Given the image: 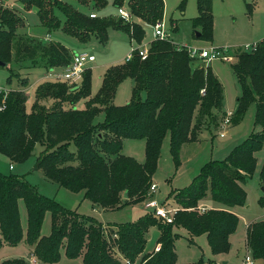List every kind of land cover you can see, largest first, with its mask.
Masks as SVG:
<instances>
[{"label": "trees", "instance_id": "1", "mask_svg": "<svg viewBox=\"0 0 264 264\" xmlns=\"http://www.w3.org/2000/svg\"><path fill=\"white\" fill-rule=\"evenodd\" d=\"M0 0V60L7 65L30 61L31 67L46 69L67 66L73 52L60 41L46 43L17 36L25 19L4 6ZM25 9H37L40 23L49 31L61 28L81 42L95 36L106 43L109 30H124L136 44L147 38L148 25L165 14L164 0H76L100 11L110 3L117 9L128 8L131 22L120 17H91L74 7L69 0H19ZM186 0L180 8L184 10ZM251 3L247 4L251 11ZM199 14L192 19L201 40L213 39V0H197ZM61 12L64 18L57 12ZM232 68L241 87L232 116L240 122L255 104V125L262 131L252 132L224 160H211L187 187L173 194L178 210L173 222H166L147 212L138 220L104 226L93 217L63 208L54 199L41 194L18 175L0 173V247L19 244L24 237L19 201L27 207V243L30 255L42 264H56L62 252L70 258H82V264H175V242L183 228L191 242L206 235L214 254L227 253L230 237L239 226L238 215L230 208L245 205L243 184L257 169L256 153L264 146V38L251 51H237ZM186 45L168 39H152L143 59L138 51L119 64L111 65L103 75L102 86L92 96V73L88 68L82 81L69 85L63 81L40 83L28 110L25 89L0 91V154L11 161L24 162L42 146L36 157L35 170L72 192L84 196L104 210L118 209L143 202L153 185L165 137L170 135L171 153L180 164L182 146L196 140L200 130L225 118L224 86L212 67L193 66ZM13 73L8 77L12 82ZM127 78L134 81L131 100L117 105L118 86ZM22 79V86L28 84ZM204 89V92L202 90ZM86 98V107L78 102ZM104 112V119L96 117ZM124 139L145 140V160L122 152ZM33 151L35 153L33 154ZM264 188V162L260 172ZM127 193V196H125ZM210 196L225 208L202 209L200 201ZM264 203V196L261 197ZM51 211L52 232L42 236L45 215ZM159 230V249L146 252L150 229ZM246 242L253 257L264 264V219L247 226ZM0 264H29L25 258H13Z\"/></svg>", "mask_w": 264, "mask_h": 264}, {"label": "rangeland", "instance_id": "2", "mask_svg": "<svg viewBox=\"0 0 264 264\" xmlns=\"http://www.w3.org/2000/svg\"><path fill=\"white\" fill-rule=\"evenodd\" d=\"M74 7L87 13L92 12L91 5H85L76 0H69ZM164 18L171 26V40L181 44L189 45L198 49L211 47H227L233 54L238 50H243V45H253L264 37V0H213L214 30L211 41L198 39L195 35L199 28H195L192 19L199 12L197 0H186L184 10L180 8L182 0H164ZM4 6L9 5L11 10L20 14L25 19V26L17 31V36L31 38L34 41L44 42L54 40L66 45L72 52L87 51L94 54L96 60L88 67L92 75V96H96L102 86L103 75L106 70L115 64L126 60L131 49L137 44L131 41L129 33L124 30L110 29L109 38L106 43H101L92 36L88 42H81L76 37L67 34L61 28L49 31L40 23L36 8L27 10L19 0H4ZM252 3L253 11L247 7ZM99 14L118 18L117 9L110 3L109 7L97 11ZM64 18L61 12H57ZM147 29V40H150L153 29ZM200 32V31H199ZM252 47L245 51H251ZM235 58L231 62L213 60L208 62L206 59L196 57L193 60L194 67H212L214 74L219 78L224 86V111L233 112L237 106V97L241 94V87L233 71L232 65L237 61ZM63 73V67L46 69L43 66L31 67L30 61L17 62L14 59L6 66H0V86L4 89L23 88L27 92L28 110L31 108L37 86L50 80L46 77L49 71ZM13 73L12 82L8 83V77ZM22 79L28 82L22 86ZM134 81L127 78L118 86L114 103L117 105L127 104L132 97ZM86 98L78 102V107H86ZM256 106L252 104L247 110L243 119L234 123L231 117L230 124L220 122L219 127L211 125L200 130L196 140L185 143L180 152V164L177 165L172 153L170 135L168 134L163 142L161 156L158 161L156 173L153 176V184L157 185V193L154 198L167 210H178L175 204L174 192L187 187L193 179L201 172L202 167L211 160H224L233 149L245 141L252 132L262 131L261 126L255 125ZM233 116V114H232ZM104 119V112L96 117V122ZM224 120V119H223ZM224 132L222 136L221 133ZM43 147L39 146L36 155H32L24 162L11 161L7 156L0 154V173L4 175L15 174L32 184L41 194L54 199L63 208L76 211L78 214L93 217L100 221L104 226L110 224L127 223L138 220L148 212L145 207V200L141 203L130 204L118 209L101 211L94 209L93 203L86 199L84 191L72 192L65 187L59 186L56 182L47 178L41 170H35L37 155ZM122 152L135 158L138 162L145 160V140L144 139H124ZM257 169L252 177H249L243 184L247 198L245 205L235 206V213L240 219L237 231L231 236V247L227 253L214 254L211 251L206 235L194 238L191 242L188 233L180 231L183 236L176 239L175 247L178 255L175 264H242L243 258L249 248L246 242L247 224L253 221L264 219V203L261 197L264 190L261 182L260 172L264 162V146L256 153ZM13 165V168H10ZM150 197V192L147 198ZM146 198V199H147ZM206 199V198H205ZM210 199V198H209ZM212 200V199H211ZM216 205H222L213 200ZM21 224L24 229V237L17 245L3 244L0 247V263L7 259L25 258L29 264L32 259H37L30 255L29 244L27 243L28 214L25 201H19ZM176 212H172L174 215ZM52 213L48 211L45 215L41 234L49 236L52 232ZM159 230L156 226L150 229L151 238L147 242V250H152L157 242ZM39 263L41 261L37 259ZM42 264V263H41ZM56 264H82L80 258L70 259L64 252L60 261ZM262 264V261H257Z\"/></svg>", "mask_w": 264, "mask_h": 264}, {"label": "built area", "instance_id": "3", "mask_svg": "<svg viewBox=\"0 0 264 264\" xmlns=\"http://www.w3.org/2000/svg\"><path fill=\"white\" fill-rule=\"evenodd\" d=\"M97 12L93 10L90 12L91 17H96ZM117 14L118 17L124 20V22H131L132 21V14L128 8L125 6H121L117 8ZM153 29L152 31V38L150 40H147L145 38L141 43H138L134 48L131 49L130 53L127 55L126 60L130 59L133 56V51H138L139 55L145 59L149 52V45L150 41L152 39H168L171 40L172 31L171 26L167 23L165 18L158 20L153 25H148ZM131 41L136 42L134 38L131 39ZM173 41V40H172ZM185 45V44H184ZM188 48V52L191 56V58L195 59L196 57H200L203 59H206L208 62H211L213 60H221L225 62H231L235 58H237V54H232L230 52V49L227 47H211L209 49L203 48L198 49L195 47H191L189 45H186ZM246 47H243L241 51L247 50V48L252 47V50H254L257 47V43H254L253 45H243ZM240 51V50H239ZM96 60V57L94 54H91L87 51L82 52H73L71 62L63 67L64 72L59 73L56 71H49L46 74V77L53 81H63L68 83L69 85H76L82 81L83 74L86 69H88L89 65ZM235 63V62H234ZM55 69V68H53ZM6 90L3 87L0 86V91ZM204 92V89L202 90ZM229 115L224 118L223 124H230L231 123V117L233 112H229ZM221 135H224V132L221 133ZM10 168H13V165H10ZM150 197L145 199V207L148 209V212L153 213L157 217L163 219L166 222H173L174 215H172V212H176V210H167L163 204H160L156 198H154V194L157 193V185L153 184L150 187ZM159 249V247L157 248ZM34 257V256H33ZM32 264H41L37 259L31 260ZM124 264H137L129 259H124ZM242 264H257V260L253 257L251 251L247 252L246 255L243 258Z\"/></svg>", "mask_w": 264, "mask_h": 264}, {"label": "crops", "instance_id": "4", "mask_svg": "<svg viewBox=\"0 0 264 264\" xmlns=\"http://www.w3.org/2000/svg\"><path fill=\"white\" fill-rule=\"evenodd\" d=\"M250 4V3H249ZM252 4V3H251ZM108 7H109V5H108ZM253 8H254V6H253V4L251 5V9H252V11H253ZM87 13H89V12H87ZM107 14H110V13H107ZM106 13H104V15H107ZM101 15V14H100ZM165 17V16H164ZM147 36H148V34H147ZM264 38V37H263ZM258 161V160H257ZM14 169V168H13ZM264 190V189H263ZM210 198V199H209ZM176 204V203H175ZM221 204V203H220ZM177 205V204H176ZM93 207H94V209H97V208H99V209H101V211H104V209L103 208H101V207H99V206H97V205H94L93 204ZM200 207L202 208V209H209V208H225V206L222 204V205H216V204H214L213 203V200H211V197L210 196H208V197H206V199H203V200H201L200 201ZM233 212H235V207H232V208H230ZM261 220V219H260ZM249 224H247V226H248ZM179 231H184L185 229H183V228H180V229H178ZM181 231V232H182ZM186 231V230H185ZM150 233V232H149ZM233 235V234H232ZM231 235V236H232ZM158 237H159V233H158V236H157V239H158ZM198 237V236H197ZM149 238H151V234H149L148 235V239ZM231 238V237H230ZM159 247V244L156 242V244H155V246H154V248L152 249V250H147V247H146V252H151V251H153V250H157V248ZM32 246H29V250H30V253H31V251H32ZM81 259V261H82V258H80Z\"/></svg>", "mask_w": 264, "mask_h": 264}, {"label": "water", "instance_id": "5", "mask_svg": "<svg viewBox=\"0 0 264 264\" xmlns=\"http://www.w3.org/2000/svg\"><path fill=\"white\" fill-rule=\"evenodd\" d=\"M200 35H201V32L197 31L196 36L199 37ZM6 65H7V62L0 60V66H6ZM34 153H35V151H33V154ZM125 196H127V193H125Z\"/></svg>", "mask_w": 264, "mask_h": 264}]
</instances>
